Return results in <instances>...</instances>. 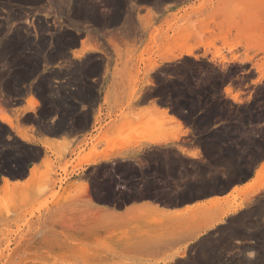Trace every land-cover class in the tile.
Segmentation results:
<instances>
[{"label":"crops","instance_id":"crops-1","mask_svg":"<svg viewBox=\"0 0 264 264\" xmlns=\"http://www.w3.org/2000/svg\"><path fill=\"white\" fill-rule=\"evenodd\" d=\"M124 10L127 12H122L119 28L76 29L78 39L68 55L49 63L39 61L26 83L14 82L12 71L16 67L8 60L0 113L4 111V116L11 117L16 128L4 120L12 137L5 134L4 149L16 141L34 151L26 161L24 177L15 178L23 182L19 187L30 180L32 168L40 170L46 161L55 160L54 151L58 150L65 161L72 162L68 167L72 180L89 183L82 197L93 216L71 229L76 239L145 236L150 239L148 242L115 249V255L136 257L137 263H153L161 257L166 261L160 264H264V187L252 196L248 192L260 172H264V156L255 161L251 170H242L239 178L233 179V175H239L229 169L232 151L236 149L234 140L216 143L218 151L214 153L207 150L205 143L201 144L195 125L185 120L160 89L158 71L171 62L159 58V66L146 71L147 61L138 59L137 53L150 38L151 28L145 30L143 23L148 10ZM153 10L158 17L154 24L157 26L166 11ZM82 50L81 56L74 54ZM130 50L136 54H126ZM119 51L123 54L118 55ZM25 63L19 62L17 68ZM15 89L20 92L13 93ZM233 92L245 91L235 87ZM146 112L170 126L171 134L165 141L133 142L114 149L116 156L75 168L80 145L88 151L102 133L119 126L122 115L131 129ZM225 124L212 123L208 132L221 131ZM241 126L247 133L250 126ZM97 145L100 151L104 150V143ZM155 150L163 153L160 159L149 157V152ZM118 160L130 161L139 169L133 182L140 191L127 201H106L101 182L108 176L106 180L115 189L118 185L122 188V173L113 168L100 170V166ZM58 172L64 175L63 171ZM72 186L63 184L65 188ZM236 194H240L238 200L243 206L234 212L232 200ZM240 255L243 261L235 263L234 257Z\"/></svg>","mask_w":264,"mask_h":264},{"label":"rangeland","instance_id":"rangeland-1","mask_svg":"<svg viewBox=\"0 0 264 264\" xmlns=\"http://www.w3.org/2000/svg\"><path fill=\"white\" fill-rule=\"evenodd\" d=\"M85 1L40 0L36 5L34 2H28L21 8L22 11L24 9V16L17 17L12 11L19 7V2L11 0L10 4L5 6L3 0H0V19L4 18L5 24L6 18L8 19L6 30L13 34L17 28L25 34V45L22 47L15 48L8 42L4 45V67L8 60L15 66H18L21 60L27 61L24 67L14 70L16 84L18 81L26 83L38 67L39 61L53 62L68 55L69 49L74 46L71 39H78L79 33L75 34L76 29L79 30L82 26L119 28L118 22L105 25L93 14L86 16L85 8L81 9ZM103 1L107 5H114L112 1ZM120 1L128 4L130 8L148 10V15L143 17V23L145 30L151 28L150 38L146 46L137 53L139 60L147 61L146 71L150 70L152 63L161 58V53L179 52L183 46L196 45L195 53L199 58L184 56L158 71L162 81L160 89L174 107L181 111L186 121L195 125L201 139L210 134L208 130L212 123H226L221 131L216 132L214 141L221 142L228 138L235 141L233 145H236V149L232 151L233 161L229 167L232 172L239 174H235L234 179L239 178L241 170H251L255 161L264 156V127L257 126H264V0ZM154 8H163L166 11L157 26L154 25L155 19L158 18ZM31 17L39 32L37 36H33L34 27L29 23ZM131 28L134 29V22ZM200 42L204 45L206 43L207 46ZM228 42L239 44L230 51L226 47ZM122 54L118 52V55ZM126 54L134 55L136 52L130 50ZM1 62L0 68L3 66ZM137 71L140 72L139 69ZM3 84L4 79L0 78L2 99ZM235 87L245 91L238 93L239 101L233 100L226 93L227 88L233 90ZM19 92L15 89L13 93ZM2 113L4 114V111ZM4 117L16 128L11 117ZM139 119H145L141 121L144 125L139 122L136 128H132L133 133H130L129 124L125 123L128 119L122 115L118 127L126 126L127 130L123 127V131L118 133L116 126L102 133L97 143L88 151L80 145L75 168H80L82 162L91 156L117 150L119 141L126 143L140 136L150 135L160 137L161 133V141H165L167 135L171 134L170 126L165 123L161 125V120L150 112L143 113ZM155 123L158 127L155 126L151 130L152 127L149 126H154ZM246 124L250 126L247 133L243 132L242 127L239 128L240 125ZM6 133L11 139L4 121L0 119V177L23 178L26 161L32 157L34 151L16 141H12L10 147L4 149ZM100 142L105 145L102 151L97 145ZM54 152L56 159L46 161L44 167L25 186L8 187L5 190L6 188L0 185V264H142L135 262L136 257L115 255V249L122 247L115 245L119 239L74 237L71 229L78 227L81 220L93 216L86 199L82 197L87 193L89 183L72 180L68 173L72 162L65 161L62 152ZM161 153L155 150L148 155L156 158ZM108 168L122 173L119 181L123 187L118 185L115 189L112 182L106 180L109 177L105 176L100 184L103 200L127 201L133 193L140 191L133 182L134 174L139 169L132 162L118 160L100 166V170ZM59 170L63 171L64 175L59 174ZM65 183L74 186L65 188ZM262 187L264 172H260L255 182L250 185L249 196ZM239 196L240 194L234 195L232 208L242 205L238 200ZM88 201L90 204L91 198ZM147 258L150 260L154 257ZM145 261L143 264H160L166 259L156 257L153 263ZM242 261L241 255L234 257L235 263Z\"/></svg>","mask_w":264,"mask_h":264},{"label":"bare ground","instance_id":"bare-ground-1","mask_svg":"<svg viewBox=\"0 0 264 264\" xmlns=\"http://www.w3.org/2000/svg\"><path fill=\"white\" fill-rule=\"evenodd\" d=\"M13 1V0H12ZM17 2H19L18 4H19V7H17L16 9H13L14 11H12V13H13V15H15V16H19V17H22V16H24L23 14H24V9H23V11H22V5H24L25 3L27 4L28 2H31V4H32V2H34L35 4L34 5H36V3H38L40 0H16ZM43 1V0H42ZM53 1V0H52ZM57 1H59V0H56V2ZM83 1V0H82ZM106 1V0H105ZM108 1H112V3H114V5L112 4L111 6L110 5H107V4H105L104 3V1L103 0H86L85 1V4L82 6L83 8H81L82 10H84V8H85V11H86V13H85V11H82L83 13H85V15L87 16L88 14H93V15H95V18L97 17V20L100 22V23H102V24H105V23H110V24H114L115 22H118L119 23V25H120V21H121V14H122V12L124 11H126V10H124V8H129L127 5L128 4H124V2L123 1H120V0H118V2L115 0V2H113V0H108ZM158 1V0H157ZM169 1V0H168ZM10 2H11V0H3V4L5 5V6H7L8 4H10ZM62 2V1H61ZM148 2V1H147ZM153 2V1H152ZM173 2H174V0H173ZM43 3V2H42ZM171 3V2H170ZM12 4V3H11ZM17 4V5H18ZM61 4V3H60ZM154 4H155V2H154ZM40 5V4H39ZM107 5V6H106ZM154 7V6H153ZM156 7H157V5H156ZM40 10V9H39ZM127 12V11H126ZM109 13H111V15L109 14ZM128 14H129V12H128ZM131 14V13H130ZM11 16H12V14H11ZM90 16V15H89ZM128 18V17H127ZM118 20V21H117ZM88 21V20H87ZM29 23L31 24V26L32 27H34V28H32V32H33V36H37V33H39L38 32V30H37V26L35 25V23H34V19L31 17L30 18V20H29ZM90 23V22H89ZM88 23V24H89ZM6 24H8V19L6 18ZM5 24V22H4V18H2V19H0V61H2L1 63H3V66H1V70H0V78H2V79H4V45L8 42V44H10L11 46H13V47H22V45H25L24 44V42H25V39H23V37L25 36V34L24 33H21L20 31H19V29H15V31H13V34L12 33H10V31L8 30H6V28H7V25ZM117 24V23H116ZM106 25V24H105ZM102 26V25H101ZM103 27V26H102ZM113 28V27H112ZM8 29V28H7ZM62 30V29H61ZM58 31V30H57ZM57 33V32H56ZM10 34V35H9ZM55 34V33H54ZM94 37V36H93ZM10 39V40H9ZM76 41H77V39H76V37L74 38ZM74 39H71L73 42V44L72 45H74V44H76V41H74ZM91 39V38H90ZM62 41V40H61ZM85 41H87V40H85ZM92 41H93V39H92ZM201 44H203V42H200ZM198 44V43H197ZM239 44V42H237V43H234V42H228L227 43V46L226 47H228V50H230V51H233V49L236 47V45H238ZM204 45V44H203ZM202 45V46H203ZM204 46H207L206 45V43H205V45ZM195 48H196V45L195 46H193V45H187V46H183V47H181L180 48V50H179V52H164V53H161V59L166 63V61H169V62H172V61H177L178 59H181L182 57H184V56H191V57H193V58H199V56L195 53ZM109 50V49H108ZM83 50L82 51H79V52H77V51H74V54L75 55H77V56H81L82 54H83ZM208 52V51H207ZM217 52V51H216ZM18 58V57H17ZM20 58V57H19ZM21 61H25V60H21ZM49 62H51V61H47V63H49ZM80 66V65H79ZM83 66V65H82ZM157 66H159V63L158 62H154V63H152V65H151V67H150V70H152V69H154L155 67H157ZM14 67V66H13ZM16 68H17V66H15ZM3 68V69H2ZM12 68V67H11ZM13 69V68H12ZM12 69H10V70H12ZM9 72V71H8ZM12 72H14V71H12ZM10 73V72H9ZM4 85V84H3ZM45 85V84H44ZM4 88V87H3ZM1 90V89H0ZM2 92H4L3 90H2ZM226 93L228 94V96L229 97H231L233 100H235V101H239V95H238V93H235V92H233V90H231L230 88L228 89L227 88V90H226ZM171 100V99H170ZM4 101V98L2 99V102ZM172 103V102H171ZM173 104V103H172ZM174 106V105H173ZM140 116V115H139ZM167 116V115H166ZM136 118L138 117V116H135ZM143 117V116H142ZM172 117V116H171ZM5 118L6 117H4V114L2 113H0V119H2L3 121L5 120ZM172 119V118H171ZM184 119V118H183ZM130 120V119H129ZM142 120H144L145 121V119H142ZM141 120V121H142ZM154 120V119H153ZM161 120H163V119H161ZM186 120V119H185ZM149 122V121H148ZM152 122V121H151ZM163 122H164V120H163ZM162 122V124L161 125H163L164 123ZM145 123V122H144ZM141 124H143L142 122H141ZM140 124V125H141ZM151 124V123H150ZM230 124V123H229ZM139 125V126H140ZM144 125V124H143ZM146 125V124H145ZM167 125V124H166ZM197 125V124H196ZM210 125V124H209ZM148 126V125H147ZM155 126H157L158 127V125H157V123H155V125L153 126V125H150L149 126V128L150 127H152L151 128V130L152 129H154L155 128ZM199 126V125H198ZM232 126V125H231ZM123 127H125V129L127 130V128H126V126H122L121 125V127H118V129L116 130V132H122L123 131ZM141 127V126H140ZM242 126L240 125V127L239 128H241ZM133 128H136V125L135 126H133ZM148 128V129H149ZM226 128V127H225ZM236 128V127H235ZM238 128V127H237ZM132 129V128H131ZM139 129V128H138ZM200 129V128H199ZM158 130H159V128H158ZM157 130V131H158ZM208 130V129H207ZM206 130V131H207ZM234 130V129H233ZM125 131V130H124ZM134 131H135V129H134ZM144 131V130H143ZM152 132V131H151ZM160 132H161V130L159 131V133L158 134H160ZM200 132V131H199ZM212 132V131H211ZM165 133V132H164ZM21 135H23L24 136V134L23 133H20ZM157 134V133H156ZM162 135H160V137H163V133H161ZM105 135V134H104ZM127 135V134H126ZM144 135V134H143ZM152 135H154V134H152ZM205 135V134H204ZM215 135H216V133H210L209 135H207L206 137L205 136H203V138L201 139V144L202 143H205V146L207 147V150L209 149V151H211L212 153H214V152H217L218 151V144H216V143H219V142H217V141H214V137H215ZM134 136H136V133H134ZM144 136H146V135H144ZM105 137H109V136H105ZM137 137H139V136H137ZM158 135L157 136H151L150 135V137H141L140 136V138H138V139H130L131 141H129V142H126V141H124V142H126V143H122L121 141H117L118 143H119V148H124V147H126V146H130V145H132V143L133 142H137V143H140L139 141H141L142 142V140H144L145 142L146 141H150V142H159V141H161L162 140V138H160ZM27 138H29L28 136H27ZM108 140L110 139V137L109 138H107ZM121 139V138H120ZM119 139V140H120ZM28 140V139H27ZM118 140V139H117ZM112 141H113V139H112ZM143 141V142H144ZM111 142V141H110ZM235 142V141H234ZM111 143H113V142H111ZM162 144V143H161ZM225 144V143H224ZM113 145V144H112ZM114 146H116V145H114ZM111 147V146H110ZM227 147V146H226ZM118 148V147H117ZM113 149V148H112ZM164 151V150H163ZM96 152V151H95ZM153 152V151H152ZM210 152V153H211ZM221 152V151H220ZM65 153V152H64ZM224 153V152H223ZM233 153V152H232ZM151 154V153H150ZM163 154V153H162ZM166 154V153H165ZM117 155V152H111V151H104L103 153H101V154H99V155H96V156H91V157H89L88 159H86L85 161H83L82 162V165L83 164H86V163H94V162H96V161H98L99 159H109L110 157H113V156H116ZM153 155V154H152ZM220 155V154H219ZM159 158V157H158ZM157 157H156V159H158ZM221 158V157H220ZM160 159V158H159ZM162 159V158H161ZM163 160V159H162ZM222 160V159H221ZM220 160V161H221ZM140 161V160H139ZM144 161H145V159H144ZM158 161V160H157ZM157 161H155V162H157ZM164 161V160H163ZM162 161V162H163ZM160 162V161H159ZM158 162V163H159ZM162 162H160V163H162ZM179 162V161H178ZM230 162V161H229ZM159 163V164H160ZM158 164V167L160 166ZM165 164V163H164ZM81 167V166H80ZM192 168V167H191ZM233 168V167H232ZM227 169V168H226ZM233 170V169H232ZM250 170V169H249ZM38 171H39V169H38V167H34V168H32L31 169V177H30V181L33 179V177L38 173ZM242 171V170H241ZM226 174V173H225ZM230 174V173H229ZM231 175V174H230ZM220 176V175H219ZM234 176V175H233ZM235 178V176L233 177V179ZM2 181H3V185L2 186H4V188H6L5 190H7L8 189V187L9 188H19V185L20 184H22L23 182H21L19 179H11V178H8V177H6V176H4V177H2ZM87 186V185H86ZM5 192V191H4ZM134 195H137L138 193H133ZM133 195V196H134ZM132 197V196H131ZM257 204V203H256ZM240 205H237V206H235V207H233V211H235V212H237L238 210H240V207L242 206H240ZM262 207H264V206H262ZM255 211V210H254ZM252 212V211H251ZM238 214V213H237ZM238 231V230H237ZM236 231V232H237ZM150 239H148V238H146L145 236H142L141 237V239H137V238H135L134 236H131V235H129V234H125L122 238H120L118 241H116V243H115V245L116 246H127V245H132V244H136V243H145V242H148ZM242 259H243V257H242ZM143 264V263H142Z\"/></svg>","mask_w":264,"mask_h":264}]
</instances>
